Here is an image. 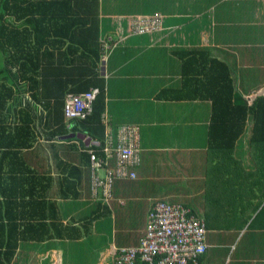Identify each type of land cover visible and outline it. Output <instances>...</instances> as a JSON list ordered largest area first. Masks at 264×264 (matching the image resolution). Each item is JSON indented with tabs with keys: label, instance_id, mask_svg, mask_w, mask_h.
I'll return each mask as SVG.
<instances>
[{
	"label": "crops",
	"instance_id": "crops-1",
	"mask_svg": "<svg viewBox=\"0 0 264 264\" xmlns=\"http://www.w3.org/2000/svg\"><path fill=\"white\" fill-rule=\"evenodd\" d=\"M152 15L161 25L137 33L138 19ZM100 20L108 45L103 141L86 129L53 139L41 129L22 151L24 169L52 177L36 192L56 200L62 224L80 234L39 244L33 264H115L118 249L140 244L157 200L204 218L209 247L201 264H264V229L245 240V218L264 204V164H212V100L173 97L184 80L175 50L201 47L228 64L247 98L264 92V0H101ZM124 124L139 126L141 164L135 179H116L107 205L93 199L89 153H103L108 135L117 144Z\"/></svg>",
	"mask_w": 264,
	"mask_h": 264
},
{
	"label": "trees",
	"instance_id": "trees-1",
	"mask_svg": "<svg viewBox=\"0 0 264 264\" xmlns=\"http://www.w3.org/2000/svg\"><path fill=\"white\" fill-rule=\"evenodd\" d=\"M100 14L101 0H0V264H33L39 244L80 235L62 224L56 200L36 192L41 181L47 187L52 177L24 169L20 162L22 151L33 146L41 129L48 139L86 129L103 141L106 77ZM175 51L184 60V80L173 97L212 100L211 163L264 164V92L247 98L228 64L205 47ZM91 88L99 89L92 112L66 119V98ZM7 159L11 164H4ZM112 160L108 168H113ZM99 174L104 176L105 169ZM116 179L122 178H113L112 196L105 201L101 192L93 194L91 169L93 199L110 205ZM262 193L264 197V187ZM249 219L245 240L255 236L253 228L264 229V204L245 222Z\"/></svg>",
	"mask_w": 264,
	"mask_h": 264
},
{
	"label": "built area",
	"instance_id": "built-area-1",
	"mask_svg": "<svg viewBox=\"0 0 264 264\" xmlns=\"http://www.w3.org/2000/svg\"><path fill=\"white\" fill-rule=\"evenodd\" d=\"M151 22L143 20L151 18ZM138 19L134 27L142 33L161 25L155 15ZM108 49V47H107ZM108 54V51H107ZM107 59V57H106ZM98 88L70 94L64 104L66 119L85 118L93 110ZM139 126L122 125L119 128V142L114 143L108 135L103 153L90 150L93 175V194L105 201L112 196V181L115 176L135 179L141 164ZM100 154V155H99ZM109 159L115 160V167L108 168ZM105 169V175L99 171ZM104 177V178H102ZM190 209L181 204L157 201L148 213L147 228L140 244L135 247L120 248L115 254V264H200V256L206 252L208 244L207 227L203 220L189 213Z\"/></svg>",
	"mask_w": 264,
	"mask_h": 264
},
{
	"label": "rangeland",
	"instance_id": "rangeland-1",
	"mask_svg": "<svg viewBox=\"0 0 264 264\" xmlns=\"http://www.w3.org/2000/svg\"><path fill=\"white\" fill-rule=\"evenodd\" d=\"M107 47H108V45L105 44V46H104L105 52H104V55H103V63H102V66H105V61H106V57H107ZM102 69L104 71V67ZM249 133H250V130L248 129L247 132H246V134H245V136H244V139L247 138V136L249 135Z\"/></svg>",
	"mask_w": 264,
	"mask_h": 264
},
{
	"label": "bare ground",
	"instance_id": "bare-ground-1",
	"mask_svg": "<svg viewBox=\"0 0 264 264\" xmlns=\"http://www.w3.org/2000/svg\"><path fill=\"white\" fill-rule=\"evenodd\" d=\"M136 33V32H135ZM138 33V32H137ZM157 202V201H156ZM155 204V203H154ZM200 260V259H199ZM202 261V260H201ZM201 264V263H200Z\"/></svg>",
	"mask_w": 264,
	"mask_h": 264
}]
</instances>
